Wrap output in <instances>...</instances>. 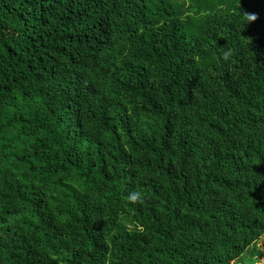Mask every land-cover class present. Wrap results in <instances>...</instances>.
Returning a JSON list of instances; mask_svg holds the SVG:
<instances>
[{
	"label": "trees",
	"instance_id": "trees-1",
	"mask_svg": "<svg viewBox=\"0 0 264 264\" xmlns=\"http://www.w3.org/2000/svg\"><path fill=\"white\" fill-rule=\"evenodd\" d=\"M262 237L264 0H0V264H232Z\"/></svg>",
	"mask_w": 264,
	"mask_h": 264
},
{
	"label": "rangeland",
	"instance_id": "rangeland-1",
	"mask_svg": "<svg viewBox=\"0 0 264 264\" xmlns=\"http://www.w3.org/2000/svg\"><path fill=\"white\" fill-rule=\"evenodd\" d=\"M259 246L262 248L263 254L259 256L258 260L254 261V258L247 257L246 259H244L243 261H239L238 263L232 261V264H252L253 261V264H264V237H262V239L259 241ZM246 253L247 255H250V249Z\"/></svg>",
	"mask_w": 264,
	"mask_h": 264
},
{
	"label": "clouds",
	"instance_id": "clouds-1",
	"mask_svg": "<svg viewBox=\"0 0 264 264\" xmlns=\"http://www.w3.org/2000/svg\"><path fill=\"white\" fill-rule=\"evenodd\" d=\"M132 199H133V200H135V199H136V197H135V196H133V197H132Z\"/></svg>",
	"mask_w": 264,
	"mask_h": 264
}]
</instances>
